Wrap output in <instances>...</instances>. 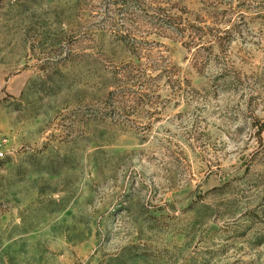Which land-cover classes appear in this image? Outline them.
Wrapping results in <instances>:
<instances>
[{"label":"rangeland","instance_id":"obj_1","mask_svg":"<svg viewBox=\"0 0 264 264\" xmlns=\"http://www.w3.org/2000/svg\"><path fill=\"white\" fill-rule=\"evenodd\" d=\"M0 264H264V0H0Z\"/></svg>","mask_w":264,"mask_h":264},{"label":"built area","instance_id":"obj_2","mask_svg":"<svg viewBox=\"0 0 264 264\" xmlns=\"http://www.w3.org/2000/svg\"><path fill=\"white\" fill-rule=\"evenodd\" d=\"M6 156H7V149L5 148V145L2 139L0 138V162L4 160Z\"/></svg>","mask_w":264,"mask_h":264}]
</instances>
